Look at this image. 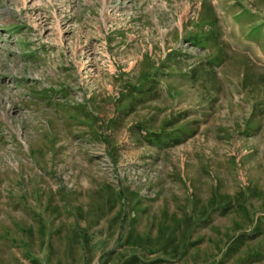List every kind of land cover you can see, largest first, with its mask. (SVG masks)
<instances>
[{"label":"rangeland","instance_id":"374dc122","mask_svg":"<svg viewBox=\"0 0 264 264\" xmlns=\"http://www.w3.org/2000/svg\"><path fill=\"white\" fill-rule=\"evenodd\" d=\"M0 264H264V0H0Z\"/></svg>","mask_w":264,"mask_h":264},{"label":"trees","instance_id":"16d2710c","mask_svg":"<svg viewBox=\"0 0 264 264\" xmlns=\"http://www.w3.org/2000/svg\"><path fill=\"white\" fill-rule=\"evenodd\" d=\"M188 41V39H186ZM190 42V40L188 41ZM154 68L155 67H152V69L150 71H147L145 73L142 74V76L140 77V79L138 81H140L139 83L137 84H133L129 87V89L127 90V95H121L119 96V103L121 101L122 98L124 97H133L134 99L140 97V93L141 91H151L154 86L157 84V82L154 80L153 76H154ZM151 135V134H149ZM105 138V137H104ZM150 139L152 137H149ZM128 192H131V191H128ZM257 252V251H256ZM256 252H253L252 254H255Z\"/></svg>","mask_w":264,"mask_h":264}]
</instances>
